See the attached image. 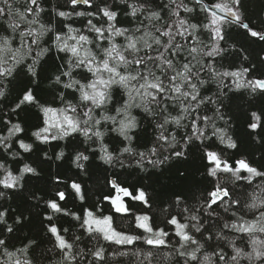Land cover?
I'll list each match as a JSON object with an SVG mask.
<instances>
[{
	"label": "snow or ice",
	"instance_id": "obj_1",
	"mask_svg": "<svg viewBox=\"0 0 264 264\" xmlns=\"http://www.w3.org/2000/svg\"><path fill=\"white\" fill-rule=\"evenodd\" d=\"M153 2L132 0L129 3L128 0H121L128 9L125 14L138 21L134 28H129L118 26L120 13L106 3L96 6L95 11L86 12L76 11V8L81 4L92 8L94 0H69L72 11L58 10L57 17L103 18L104 22L99 26V22L93 23L92 19H88L86 34L71 23L60 21L57 27L51 19L47 23L42 22L41 14L45 13V8L40 0H23V11L14 7L10 0H0V21H3L0 26V100H7L9 86L12 85L18 88V95L11 113L33 108L42 113L41 124L31 133L35 141L47 145L65 141L74 135L82 136L83 143L89 147L84 151H75L71 157L72 163L80 170H85L86 163L90 161V156L85 154L90 151L92 157L111 167L119 165L124 168L126 160L131 159L140 171L148 172L149 178L162 175L150 172L149 168L175 166L178 178L183 179L185 171L178 165L194 151H199L200 158L207 161L204 165L207 176L214 179L208 182L198 207H182V194L175 196L173 204L180 210L179 215L169 213L165 220L167 225L174 226V233L179 237L175 255L183 258V264H264V171L254 167L243 155L224 157L227 149L236 150L239 154L240 146L227 131L230 118H225L222 111L225 104L221 99L227 95L224 90L231 91L233 87L243 90L241 95L246 91L251 97L264 99V72L255 76L259 69L254 64L218 71L213 63H205L204 59L223 57L230 49H235V45L222 46L221 42H226V25H238L245 30V35L262 42L264 29L257 30L255 25L244 21L243 0H218L215 4L195 0V5L205 13L208 21L203 24L191 22L182 14H191L196 10L189 7L185 0H167L156 7H153ZM214 9H219V12ZM201 30H207L210 43H202ZM117 38H121L120 42ZM53 50L63 54V62L49 72L45 57ZM243 58L248 59L247 56ZM261 59L264 61V58ZM205 70L218 85L215 98L201 95V89L209 82L201 78ZM228 78H231V86L225 83ZM43 79L49 81L50 101L42 102L38 97L39 81ZM65 90H70L67 96H71V100L67 99ZM209 104L215 105L211 116L203 114ZM173 112L177 114L173 115ZM148 117L152 118L149 123L154 129L151 138L143 127ZM217 120L223 121L225 126L218 127ZM3 123L7 134H0V149L10 152L13 157L21 155L19 151H13L14 144H18L24 153L33 151V144L18 136L25 133L21 122L9 119ZM247 128L252 132L258 129L264 131V109L260 114L256 111L250 113ZM177 129H184L179 139ZM109 133L116 134L121 147L110 150L105 143ZM141 133L144 134V142L140 145L143 151L136 146L140 143ZM220 145L225 147L220 148ZM65 155L61 148L55 159L62 160ZM43 157L47 161L53 159L47 152L43 153ZM173 161L175 165L171 163ZM26 176L28 180L43 178L40 171L29 163H23L14 172L0 160L2 189L15 190L12 195H22L20 190L26 187ZM256 178L260 179L258 185L253 184ZM238 181H244L247 187L252 188L247 194V203L234 199V193L229 191V185ZM56 183L64 181L57 176ZM107 184L116 194L110 193L101 199L110 201L115 206V212L130 211L121 194L151 207L150 197L143 188L135 189L134 195L115 179L108 180ZM69 187L81 201L85 200L86 193L80 183L73 180ZM4 190H0V200L11 199V196L6 197ZM67 198L64 191H56L55 198L44 202L46 210H51V214L44 216L47 221L45 231L61 257L58 264H95V261L105 260V253L102 247L85 253L78 247L81 236L66 238L63 233H68L70 229L53 222L54 218L59 219L57 214L72 216L90 237H102L121 245L133 244L141 239L116 231L112 227V217L100 211L99 203L80 215L68 212L60 203ZM217 208L236 217L223 223L222 228L237 235L229 239L222 231L217 232L215 237L209 233L206 241L214 238L227 241L231 253H226L222 247L215 248L211 253H202L205 244L196 238V234L203 236L208 229L201 217L204 214L209 218L217 215ZM241 209L250 211L252 218L238 215ZM9 219L13 218L8 210H0V225L3 226L0 237L14 233L16 228L13 225L22 227L27 217L20 213L13 219V224L8 223ZM135 219L139 228L151 234L145 238V243L155 247L166 245L168 231L164 228L154 230L148 223L151 219L148 215L135 216ZM238 241L244 247L238 246ZM9 243L10 239L0 238V264H37L36 249L39 244L36 239H29L15 250H9ZM172 255L171 252L167 254L168 257ZM88 256L92 259H86Z\"/></svg>",
	"mask_w": 264,
	"mask_h": 264
},
{
	"label": "trees",
	"instance_id": "obj_2",
	"mask_svg": "<svg viewBox=\"0 0 264 264\" xmlns=\"http://www.w3.org/2000/svg\"><path fill=\"white\" fill-rule=\"evenodd\" d=\"M14 4V7L23 11V0H10ZM41 5L45 8V13L41 14L42 22L47 23L49 19L53 24L59 27V22L63 21L65 24L71 23L73 27L79 28L87 34L86 23L88 19H92L93 23L103 24L102 17H77L75 15L65 19L56 16V11H72V6L69 0H40ZM129 3L132 0H128ZM167 0H154L153 7L166 3ZM218 0H205V3L215 4ZM113 7L120 15L117 17L118 26L134 28L138 21L125 13L128 9L121 3V0H94L92 8L87 5H79L76 11H95L96 6H103L104 4ZM185 3L189 7H193L196 10L191 14L182 13L186 17H189L191 22L203 24L207 23L205 13L195 5V0H185ZM243 18L244 21L250 25H255L257 30L264 29V0H243ZM143 19V17H141ZM165 19H168L165 16ZM3 25V21H0V26ZM200 40L202 43H210L207 30H201ZM225 38L226 42H221L222 46L228 47L229 45H235V49H230L223 57L219 58H204L205 63H213L218 71L235 70L239 67H247L250 65H256L259 71L255 72V76H259L260 72H264V42L250 38L245 35V30L237 26L226 25L225 26ZM179 39V38H178ZM121 38H117V42H120ZM183 43V41H180ZM63 54H57L55 50L49 53L45 59L48 61L46 68L49 72L54 71L55 66L62 63L61 57ZM247 56L245 60L243 57ZM79 78V77H77ZM201 78L208 80L209 82L201 89L202 96L214 97L218 91V85L216 82L210 79V75L205 70L201 73ZM225 83L231 86V78H228ZM40 87L38 90V97L43 100H51L52 97L49 92V81L43 79L39 81ZM65 90L66 96L67 92ZM227 95L222 96L225 107L222 109L225 114V118L229 119L230 127L227 128L228 133L238 143L239 154L236 150L227 149L224 153V157L227 159L230 156L243 155L245 156L254 167L258 170L264 171V131L258 129L255 132L247 128V124L250 119V113L256 111L260 114L261 109H264V99L257 97H251L244 91L241 95V91L236 90L234 87L229 91L224 90ZM18 95V88L10 85L9 92L7 94V100H0V134L6 135V130L3 121L12 120L13 122H21L25 127V133L18 134L20 139L25 140L27 143L33 144V151L30 153H24L22 149H19L18 144H14L13 151H19L20 156L13 157L10 152L6 153L0 149V160H3L10 168L15 172L18 167H22L23 163H29L31 166L36 167L40 171L43 177L40 180L32 179L28 180L25 177L26 187L22 191V195H12V191L4 190L0 186V190L6 192V197L11 196V199L5 198L0 200V210L7 209L10 216L14 219L16 216L23 213L27 220L24 221L23 226L13 225L16 231L12 234H5L0 238L6 240L10 239L9 250H15L17 247H22L27 243L29 239H36L39 247L36 249L37 264H58L61 260L60 255L53 248V244L49 239V234L45 231V225L47 221L44 219L46 214H51V210H46L45 201L55 198L56 191H64L68 197L66 201L60 202L61 206L68 212L82 214L84 210L92 209L94 204L99 203V209L106 216L112 217V227L121 233L141 237L134 241L133 244H116L113 241H106L102 237H96L84 232L79 227V221H76L72 216H65L64 214H57L59 219L54 218V223L58 226L62 225L64 228L70 229L68 233H63L66 238L81 236V240L78 242V247L85 250L87 253L89 250H95L96 248H103L105 253L104 261H95V264H183V258L175 255V249L179 247L177 237L174 233V226L167 225L165 223L168 214L179 215V209L173 204L175 196L182 194L184 204L183 206L189 207V209L199 206L202 199V194L208 186V182L214 178L208 177L206 169L204 167L207 164L206 160L200 158V152L194 151L186 161H183L178 167L182 171H185V178H178L176 173V167L162 166L161 168L151 169L150 172H156V175L149 178L148 172L140 171L131 159L126 160V167L121 168L119 165L111 167L103 164L98 158L92 157L90 151L86 152L90 156V161L86 163L85 170H80L72 163L71 157L75 151H84L89 146L83 143L84 138L79 135H74L65 141H54L51 144H42L39 141H35V138L31 136V133L36 130V126L41 124L42 113H38L36 109H31L26 112L11 113V108L14 107L16 97ZM67 99H72L71 96H67ZM249 101H252L251 103ZM215 105H207L203 110V114L209 116L213 115L211 109ZM177 114L176 112L172 113ZM151 117H148L143 127L148 130V137L153 135V127L149 123ZM218 127H224V122L217 120ZM172 127V126H170ZM178 135L183 134L184 129L176 130ZM251 132V134H249ZM15 137L13 140L15 141ZM144 142V134L141 133L140 143L136 146L140 151L144 148L141 147ZM105 143L109 145L110 150H115L121 147L120 139L116 138L115 133H109L105 137ZM217 144L219 142L217 141ZM220 148H224V145H220ZM65 151V158L62 160H56L55 154L61 150ZM47 152L49 156L53 157L51 161H47L43 157V153ZM97 157L99 153L97 152ZM16 161H20L19 164ZM175 165V161L171 162ZM128 164H132L128 167ZM106 169V171H105ZM247 175V173H244ZM59 176L64 183L57 184L56 177ZM115 179L120 186L127 187L135 195V189L143 188L147 195L150 197L149 205H145L141 201L132 200L130 197H125L121 194V198L125 205L129 208L128 213L115 212V206L110 201H104L101 198L104 195L113 194L116 192L111 189V186L107 184L108 180ZM75 180L80 183L86 193L85 200L81 201L78 196H75L73 190L70 189L69 184ZM260 179L256 178L253 182L254 185H258ZM229 191L234 193L233 198L239 199L241 203L248 202V193L252 191V188L247 187L246 182L238 181L235 185H229ZM35 197H39L37 200ZM167 209V211H164ZM95 210V209H93ZM236 210V209H233ZM148 215L151 219L149 224L154 230L158 228H164L169 232V236L165 237L166 245L155 247L145 243V238L151 234L139 228L138 221L135 216ZM217 215L209 218L207 214L202 215L201 220L204 223V227L208 229L203 233V236L196 234V238L201 240L205 244L202 253H211L215 248L222 247L226 253H231V249L227 246V241H218L215 238L206 241V237L209 233L215 237L217 232H223L225 236L232 239L235 233L230 232L227 229H223L222 225L225 222L235 220L236 217L231 216V213H225L222 208L216 209ZM187 215V214H186ZM238 215H243L247 219L252 218V213L247 209H241L238 211ZM13 219H9L8 223L13 224ZM43 222V223H42ZM3 226L0 225V228ZM54 239V238H53ZM14 246V247H13ZM238 246L244 247V244L238 241ZM31 252V250H30ZM173 253L172 257H168V253ZM115 253V255H113ZM120 253H126L121 255ZM151 253V255H149ZM86 259L91 260L90 256Z\"/></svg>",
	"mask_w": 264,
	"mask_h": 264
},
{
	"label": "water",
	"instance_id": "obj_3",
	"mask_svg": "<svg viewBox=\"0 0 264 264\" xmlns=\"http://www.w3.org/2000/svg\"><path fill=\"white\" fill-rule=\"evenodd\" d=\"M215 11L219 12V9H214Z\"/></svg>",
	"mask_w": 264,
	"mask_h": 264
}]
</instances>
